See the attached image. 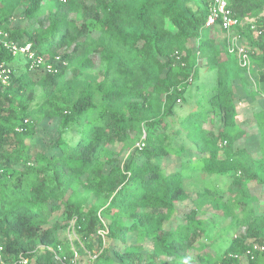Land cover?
<instances>
[{
  "label": "trees",
  "instance_id": "obj_1",
  "mask_svg": "<svg viewBox=\"0 0 264 264\" xmlns=\"http://www.w3.org/2000/svg\"><path fill=\"white\" fill-rule=\"evenodd\" d=\"M212 3L0 0L7 264H264L247 255L264 246V0H228L249 69L219 21L206 27ZM194 174L229 184L192 193Z\"/></svg>",
  "mask_w": 264,
  "mask_h": 264
},
{
  "label": "built area",
  "instance_id": "obj_2",
  "mask_svg": "<svg viewBox=\"0 0 264 264\" xmlns=\"http://www.w3.org/2000/svg\"><path fill=\"white\" fill-rule=\"evenodd\" d=\"M220 22L222 29L226 32L228 37V50L231 54H236L239 59V63L244 68H250L251 60L248 50L246 49L243 42H241L240 37L236 32V29L242 25V22L234 15L233 11L230 9L228 0H213V3L210 8V14L206 22V27L213 26L216 22ZM255 34L259 36L260 31L256 27H252ZM5 46L11 50L14 55L23 54L28 55L30 59H34L35 56L31 53V45L24 47H19L13 43H5ZM36 63L40 64L43 62L42 59H36ZM47 69L51 71L54 70L53 66L48 65ZM10 70L6 67H0V82L4 85L9 82ZM139 149H143L144 144L139 143L137 145ZM264 252V246L254 245L248 252L247 255L251 259H254L255 254ZM0 264H7L3 257V248L0 247ZM16 264H29V260L22 258Z\"/></svg>",
  "mask_w": 264,
  "mask_h": 264
},
{
  "label": "rangeland",
  "instance_id": "obj_3",
  "mask_svg": "<svg viewBox=\"0 0 264 264\" xmlns=\"http://www.w3.org/2000/svg\"><path fill=\"white\" fill-rule=\"evenodd\" d=\"M23 26H27L28 23H22ZM29 26H32L31 24H29ZM222 45H223V41L222 39H219V43H218V48L222 49ZM18 60L21 63H24L25 60L22 57H19ZM207 73H205V70L201 71V83H204L206 81H210V74H208L206 76ZM215 80H216V73L213 75L212 81L210 83V86H213L215 84ZM54 129H55V124L51 123L49 126H44L42 127V132L40 134V137L37 139L36 147L35 150H40V149H45L49 148L51 145V137L54 136ZM52 135V136H51ZM48 150V149H47ZM205 181H208L211 184H217V188H219L220 190L225 189V187L228 186L229 181H227L224 177H213V178H208L206 175H199V174H194L193 177L188 178L185 182V187L189 192H198L199 190H202L204 185H205ZM231 224L230 220H224V219H213L212 222H210V226L212 227V238H218L222 235L226 236V231L229 229V226ZM68 238L71 241H74L77 239L76 234L73 233V231H70L67 233ZM227 247V246H226ZM212 254L215 255V252L212 251Z\"/></svg>",
  "mask_w": 264,
  "mask_h": 264
}]
</instances>
